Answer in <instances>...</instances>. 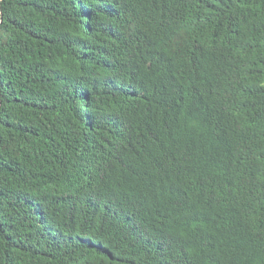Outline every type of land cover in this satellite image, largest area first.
Instances as JSON below:
<instances>
[{"label":"trees","instance_id":"1","mask_svg":"<svg viewBox=\"0 0 264 264\" xmlns=\"http://www.w3.org/2000/svg\"><path fill=\"white\" fill-rule=\"evenodd\" d=\"M248 262L264 0H0V264Z\"/></svg>","mask_w":264,"mask_h":264},{"label":"clouds","instance_id":"2","mask_svg":"<svg viewBox=\"0 0 264 264\" xmlns=\"http://www.w3.org/2000/svg\"><path fill=\"white\" fill-rule=\"evenodd\" d=\"M193 2V1H192ZM192 2L190 3L192 5ZM241 84H243L245 86V88L247 87V83L248 82H242L240 81ZM227 89V84H225L224 86V91H226ZM175 100H185L188 102H193L196 104H202V99L199 97H188V96H181L178 95V97ZM219 99H207L206 101V110H207V115L206 118L204 117V123L199 124V125H190L188 126L183 132H180V137L184 138L187 135H189L191 132H193L197 127H201L202 131H203V138L206 140L208 134L210 131H212L213 133H215L216 135H218L219 137H222L223 135H226L234 130H237L235 128V126H233L231 128L230 132H226L223 135L219 134L220 128H221V116L218 115V112L220 110V107L217 105V101ZM176 109V106H173ZM214 155L215 156H221V154L217 151H214ZM216 164H217V170L219 173H221L225 179L227 181L231 180L233 178V171L231 170V168H224L221 161H217L216 160ZM184 183V181H183ZM185 184V183H184ZM249 264V262H248Z\"/></svg>","mask_w":264,"mask_h":264}]
</instances>
